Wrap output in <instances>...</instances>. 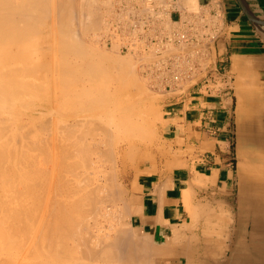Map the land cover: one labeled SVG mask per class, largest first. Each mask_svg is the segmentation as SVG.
<instances>
[{
    "label": "crops",
    "instance_id": "obj_1",
    "mask_svg": "<svg viewBox=\"0 0 264 264\" xmlns=\"http://www.w3.org/2000/svg\"><path fill=\"white\" fill-rule=\"evenodd\" d=\"M243 1L264 13V0ZM171 7L173 21L222 12L228 28L215 43V62L232 73L234 88L213 93L201 81L163 101L160 131L170 153L145 159L127 179L129 226L156 244L177 230L196 241L204 230L226 229L220 241L236 243L237 258L197 254L192 264H264V31L239 0H173Z\"/></svg>",
    "mask_w": 264,
    "mask_h": 264
},
{
    "label": "rangeland",
    "instance_id": "obj_2",
    "mask_svg": "<svg viewBox=\"0 0 264 264\" xmlns=\"http://www.w3.org/2000/svg\"><path fill=\"white\" fill-rule=\"evenodd\" d=\"M16 1H17V3H21V2H23V0H13V2L14 3H16ZM44 1H45V3H46V5L48 4V6H47V8H46V6H45V3H44ZM91 1V2H90ZM128 1V2H127ZM136 1L139 3V5H137V3H136ZM48 0V1H46V0H42V5L40 6V7H37V10H39V11H37L36 9H35V13H33V15H34V17H33V19L31 18V19H29V21L31 22L32 20H34V21H36L37 19V16H43V17H41V19H40V17H38V20H37V23L36 24H34V21H32V23H30V22H28V21H24V23H22V22H19L18 20V23L16 22V27L18 26L19 28V30H17V32H15L14 33V35H13V38H11L12 36L10 35V37L8 36V38H7V36L5 37V38H7V39H4V41H2V42H0V57H2V58H4L5 59V61L3 62L2 60H0V82L1 81H5L4 80V78L6 79V81H7V79H8V81L10 82V85H7V83H9V82H1L2 84V88L0 89L1 91H3L2 92V94H0V100H2L0 103V109L2 110L1 111V114L2 115H4V116H6V115H8V113L10 114V113H12V114H10V115H8V116H6L7 118L8 117H11L12 119L15 117V115H17V117H15L13 120H11V122H10V120H9V118L7 119L9 122H10V124L8 123V125L7 126H9V129H8V127L4 130V132L8 129L9 130V132H11V133H7L8 132V130H7V132H3V129L2 130H0V135H2V136H0V142H5V141H8V139H10L12 142V144H11V146H12V149L14 148V146L16 147V148H14L15 149V152H14V154L15 155H17V157H20L21 158V156H22V152L24 153L26 150H28V149H25L24 148V144L26 143L27 145V148H28V146H29V150L28 151H26L27 153L29 152V154H26V157H29V156H31V158H30V160L31 159H34V161L36 162L35 163V167H37L38 166V164L39 165H42L41 166V168H45V167H50V165H49V163H48V165H47V159H48V157H51V154H59V150H60V145L59 144H62V140L61 139H63V132H62V113L61 112H65L68 108H73V107H71V106H73L74 104H76L77 102L76 101H80V103L81 104H86L88 101V103L87 104H89V103H91L92 101H90V100H96V96H97V99L99 98V97H101V96H105V95H107V94H109V96H111L110 98H112V99H114L115 97H114V91H113V93L112 92H110V90L115 86L113 83H115L116 81H114L113 80V82H112V76L114 75V72L116 73V74H119V71H121V68L122 69H124V68H128V67H133L132 69L135 71V74H136V76H137V81H139V83H141V85H143V92L141 93V95L142 96H144L143 97V100H142V103H141V106H139L140 108L139 109H141V110H139V112H142L141 114H140V122H139V129L137 130V131H135V132H133L132 133V138H130L129 140H128V145L127 144H125L124 146H122L121 147V150H120V152L122 151V149L124 150V153L123 152H121L123 155V157H122V159H120L118 162H115L113 159L114 158H112V159H109V160H106V159H102L104 162H102L101 164H102V166L98 169L100 172H98V170H97V177L99 178V180H101V183H103V181H106V177H109L110 178V175L112 176V174H113V176H115V177H111L112 179L111 180H109V178H108V181L109 182H111L112 180V184H114V185H110V184H108V185H110V186H108L109 187V189H110V193L111 194H115L116 196H114V195H111V194H109L108 193V191L107 190H109L108 189V187H107V190H105V188L100 192L101 194H103V193H105L104 191H107L106 193H108V198H109V195H111L112 196V199L114 198V197H118V198H116V199H113L114 200V202H112V200H111V198L110 199H108L109 200V202L111 203H107L106 201H107V198H105L106 199V201H101V199H102V197L104 196V195H106V193L104 194V195H101V194H99V195H101L100 197H101V199H100V205H99V210L101 211L99 214H96L95 216H92L91 217V215H90V217H89V215L87 216H84L83 218H84V223L86 222V224H84V223H82V221L81 220H83V218H82V216H81V219L79 218V221H81V222H79L80 224H81V226H80V224H79V231L80 230H82V233L81 234H79V236L82 238V234H85V232H86V235H88L89 234V236L91 237V235H90V233H91V231H92V235H94L97 231H98V233H96V234H100V232H99V229L97 228V227H101V230H102V234H103V232L104 233H106V231L108 232H110V234H109V232L108 233H106V235H108V238L109 237H111V241H113V239H114V241H115V238H114V234L117 232H115V233H113L116 229L119 231L120 229H124L123 231H127V233H129L127 236L128 237H130L131 238V241H132V243H131V246H132V248L134 249V251L132 252V251H128L127 252V249H126V252H127V254H128V258H129V255H131L130 257L131 258H133V259H135V260H132V261H134L133 262V264H143L142 263V259H143V256H145L144 258L145 259H147V264H152L153 262H156V260H157V257H158V255L156 254L157 252H156V249H157V244L155 243V240L153 239V238H151V237H149V236H147L146 235V237H143V236H145V235H143V234H141V233H139L138 231H136V230H133L130 226H129V223H128V219H129V215H130V210H129V206H128V204H127V200H128V190H127V185H126V181H127V179L128 178H130L131 177V173H133L135 170H137L138 169V166L140 165V163L141 162H143L145 159H148V158H153V157H155L156 156V154L158 153V154H162V153H170V150H168L167 148H166V143H165V139L163 138V136H162V133H161V131H160V124H161V122H162V116H163V112H164V104H163V101L164 100H166V99H168L171 95H172V92L171 91H169V88H166L165 87V85L162 83V82H160V80L159 79H157V77H152V74H150L149 73V71L150 70H147L146 69V67L145 68H143L142 66L144 65V63L145 62H151V61H149V59L148 58H150V55H148V56H142V54L141 53H138V52H131V50H127V49H125L124 47H122V46H118V45H110V43H109V41H108V39H107V37H108V35H109V33H110V23H109V19L110 18H112V19H114V20H117V21H120V22H122V24H126L127 22H129L130 21V16H132V15H137L136 13L138 12V10H139V8L141 7V3H143V1H145V0H140V2H139V0ZM110 3V5H109V3ZM136 4H135V3ZM44 3V4H43ZM55 3V4H54ZM122 3H126V5L129 7V9L125 12V11H123V9H121L122 7ZM128 3V4H127ZM64 4V5H63ZM68 4V5H67ZM133 4V5H132ZM66 5V6H65ZM66 8H65V7ZM89 6V7H88ZM97 6V7H96ZM131 6V7H130ZM94 7V8H93ZM106 7V8H105ZM43 8V9H42ZM62 8V9H61ZM93 8V9H92ZM110 10H109V9ZM133 8V9H132ZM137 8V9H136ZM191 8H194V6H191ZM49 10V12L47 11V10ZM64 9V10H63ZM70 9V10H69ZM111 9H112V12H111ZM115 9V10H114ZM58 10H60V11H58ZM88 10H89V12H88ZM93 10V11H92ZM83 11V12H82ZM102 11V12H101ZM37 12L39 13V15L37 14ZM40 12H42L43 13V15L40 13ZM48 12V13H47ZM59 12V13H58ZM90 12L91 13H93V14H90ZM104 12V13H103ZM132 12V13H131ZM47 13V14H46ZM55 13V14H54ZM69 13H70V15H69ZM82 13V14H81ZM85 15H84V14ZM128 13V14H127ZM134 13V14H133ZM54 14V15H53ZM62 14V15H61ZM65 14H67V15H65ZM77 14V15H76ZM124 14V15H123ZM262 14V13H261ZM48 15V16H47ZM63 15H65V16H63ZM92 15V16H91ZM262 15H264V13L262 14ZM47 17V18H45V17ZM60 16H63L64 18H63V23H64V25L62 24V21H61V18H60ZM71 16V17H70ZM50 17V18H49ZM59 17V18H58ZM68 17H69V19H68ZM90 17H92V19L90 18ZM122 18V19H121ZM129 18V19H128ZM36 19V20H35ZM43 19V20H42ZM68 19V20H67ZM88 19V20H87ZM94 19V20H93ZM55 20V21H54ZM57 20L59 21L58 23H56L57 22ZM83 20H85V21H83ZM104 20V21H103ZM126 20V21H125ZM39 21V22H38ZM45 21V22H44ZM91 21H93L92 23H95V24H92L93 25V27H91V24H90V27L87 29V30H84V32H82L83 31V29L85 28V26L84 25H86V24H89ZM98 21V22H97ZM55 22V23H54ZM97 22V23H96ZM101 22V23H100ZM107 22V23H106ZM20 23V24H19ZM44 23V24H43ZM60 23V24H59ZM68 23V25H66V24ZM17 24H19V25H17ZM26 24V25H25ZM29 24H30V27H29ZM31 24L32 25H34V27L33 26H31ZM53 24L56 26V27H54L53 26ZM80 24V25H79ZM101 24V27L99 26ZM22 25H24V26H22ZM58 25H60V27L58 26ZM62 25H63V29H62ZM73 25V26H72ZM94 25H96V26H94ZM20 26H22L23 27V30H24V28L26 29V30H22V31H20V29H22V27H20ZM50 26V27H49ZM51 26H53V28L51 27ZM58 27H59V29H58ZM70 29H69V28ZM80 27H81V29H82V31H81V29H80ZM84 27V28H83ZM37 28H39V29H37ZM65 28V29H64ZM68 28V30L69 31H67L66 29ZM100 28V29H99ZM31 31H30V30ZM44 29V30H43ZM51 29H52V31H51ZM72 29H73V31H72ZM86 29V28H85ZM32 30H33V32H32ZM63 30H65V31H63ZM71 30V31H70ZM20 31V32H19ZM27 31V32H26ZM38 32V34H37V32ZM58 31H59V33H58ZM80 31V32H79ZM34 32H36V33H34ZM43 32V33H42ZM53 32V33H52ZM55 32H57V33H55ZM64 32V33H63ZM21 33V36L22 35H28L29 36V33L30 34H32V35H30V36H32L33 38H31L30 36H29V40L28 39H26L27 38V36H25V38L23 39V38H18L16 41L18 42H15V38H16V36L18 35V37H20L19 36V34ZM23 33V34H22ZM62 33V35H60ZM83 33V34H82ZM15 34H16V36H15ZM51 34H53L52 35V37H51ZM59 34V35H58ZM65 34H68V36L67 35H65ZM73 34V35H72ZM85 34V35H84ZM101 34V35H100ZM35 35V36H34ZM43 35H48L49 36V39L47 40V41H43V40H41V37L43 36ZM80 35V36H79ZM100 35V36H99ZM103 35V36H102ZM15 36V37H14ZM55 36V37H54ZM58 36V37H57ZM60 36H62V37H60ZM96 36V37H95ZM24 37V36H23ZM76 37V38H75ZM81 37V38H80ZM31 38V39H30ZM60 38H62L61 40H60ZM63 38H64V41L65 42H62L63 41ZM9 39H12V42H10L9 41ZM54 39V40H53ZM67 39V40H66ZM80 39V40H79ZM81 39H83V40H81ZM79 41V42H78ZM95 41V42H94ZM103 41V42H102ZM9 42V43H8ZM68 43L69 45L68 46H70L71 48H73L74 49V47H73V44L75 45V51H78V50H80L81 48H79L80 46H82L83 45V43H84V47L83 48H86L87 49V52L89 51V52H91L90 54H89V52H88V54L89 55H91V59H88L87 58V62L85 61L86 59L84 58H82V56H81V58L79 57H77L76 59H78V65H80V69H77V71L79 70V72H78V75H79V77H81L80 79H82V80H79V85L77 84V85H72L71 87L73 88V91H72V88H71V92H69V94H67V95H60L59 97H54V94L55 93H59L61 90H62V87H64L65 88V85H66V83H67V81H64L63 79H61V78H59L60 77V75L61 74H57V73H60V72H55V71H53V72H49L50 74H47V75H49V76H47V75H40V71H39V73L38 72H36L37 70H35V71H28V69H27V71L25 70V66H27V68L29 67V68H32L33 66H34V64H33V62H32V59L33 58H36L37 56H39L41 53H43L42 51H45V52H47V55H49V58H48V60H50L51 61V59H56L57 60V58H60V57H62V55H65V54H67V53H70L71 52V54L72 53H75V51L73 50V49H71L70 47L69 48H67V46L65 47L66 48V51H67V49H71L70 50V52L69 51H65L64 49H63V51H62V46H63V43H64V45H66L65 43ZM17 43V45L15 46V44ZM53 43V44H52ZM73 43V44H72ZM62 44V45H61ZM71 44V45H70ZM25 45V46H24ZM41 45H43V46H41ZM49 45V46H48ZM77 45H78V50H76V47H77ZM37 46H38V48H37ZM42 47V50H40V48ZM55 46V47H54ZM57 46H59V47H57ZM40 47V48H39ZM43 47H46V48H43ZM49 47V48H48ZM61 47V48H60ZM176 46H172L171 48H175ZM25 48V49H24ZM55 48V49H54ZM59 48V49H58ZM19 49H20V51H19ZM177 49V48H176ZM72 50L74 51V52H72ZM66 52L65 54L63 53V52ZM21 53V54H20ZM63 53V54H62ZM87 54V55H88ZM21 55V56H20ZM74 55V54H73ZM92 56H94V58H92ZM7 57H9V58H7ZM17 57H18V59H17ZM144 58V59H143ZM7 59H8V62H7ZM14 59H16V60H14ZM20 59V60H19ZM82 59H83V62L85 61V65H83L82 63ZM93 59V60H92ZM95 59L97 60V61H100L99 63L100 64H98L97 63V61H95ZM92 60V61H95L96 63H97V65H95V62H94V65L92 64L91 66L90 65H88V64H90V61ZM105 62V63H104ZM7 64V65H4V64ZM81 63V64H80ZM119 63V64H118ZM87 64V65H86ZM111 66H110V65ZM120 64H123V65H120ZM2 65L4 66V68L2 69ZM82 65L85 67L86 66V68L89 66L90 67V69L89 68H87V71H85L84 69H86V68H83L82 69ZM116 65V66H115ZM94 66H96V67H94ZM98 66H100V67H98ZM101 66H103V67H101ZM108 66V70L107 69H105L106 67ZM110 66V67H109ZM114 66L116 67V68H114ZM122 66H125V67H122ZM17 67H19V68H17ZM93 67L94 68H100L99 69V72H101V73H103L102 74V76H95L96 74H98V75H100L101 73H99L98 71H97V69H94V70H92L93 69ZM105 67V68H104ZM15 68V69H14ZM23 68V70H21V72H20V69H22ZM9 69H11V71H8ZM12 69H14V70H16V71H13ZM19 69V70H18ZM91 71V73L92 74H89V70ZM102 69V70H101ZM110 69H112L111 71H110ZM119 70V71H117L116 72V70ZM7 70V72L5 73L7 76H2L1 75V73H4V71H6ZM101 70V71H100ZM107 70V72H108V74L106 75V76H104L106 73L105 72H103V71H106ZM19 71V73L18 74H16L17 72ZM25 71L28 73H25ZM80 71H82V73L84 72L86 75L88 74V76L89 75H91L92 77H95V78H92L91 79V77L89 78L88 76H85V77H82L83 75H85L84 73H83V75H81L82 73H80ZM10 72H12V73H14L15 75H17V77L16 76H14L12 73H10ZM30 72H32V74H30ZM86 72H88V73H86ZM94 72V73H93ZM95 72H98V73H95ZM8 73V74H7ZM10 73V74H9ZM20 73H22V74H20ZM5 74H3V75H5ZM11 74L13 75L12 77H11ZM110 74V75H109ZM8 75H10V76H8ZM40 75V76H39ZM109 75V76H108ZM112 75V76H111ZM229 75H232V73L230 74L229 73ZM28 76V77H27ZM3 77V78H2ZM8 77V78H7ZM26 77V78H25ZM70 77V76H69ZM89 79H88V78ZM101 77H103V78H101ZM105 77H107V79H109V81H111V83L110 82H108V80L107 79H105ZM109 77V78H108ZM20 80V83H19V80ZM84 78V79H83ZM86 78V79H85ZM100 78L101 79H104V80H107V82H105L104 80V82L105 83H103V81L101 82L100 81ZM111 78V79H110ZM61 79V80H60ZM66 80H68L67 78H65ZM99 81H98V80ZM162 79V78H161ZM16 80H18V81H16ZM63 80V81H62ZM93 80V81H92ZM13 81H15L14 82V84L12 83ZM70 81H71V77H70ZM95 81V82H94ZM163 81V80H162ZM16 82H18V83H16ZM21 82H22V84H21ZM23 82H24V84H23ZM25 82H27V84L25 83ZM65 84L64 86H62V84L63 83ZM97 82V83H96ZM100 82V83H99ZM4 83H6V84H4ZM30 83V84H29ZM4 84V85H3ZM15 84H17V86H19L20 84H21V86H19L20 87V89L16 86V87H14L15 86ZM19 84V85H18ZM97 84H100V85H98L97 86ZM114 86H113V85ZM85 85V86H84ZM107 85V86H106ZM108 85H110V86H108ZM232 85H233V88H234V83H233V79H232ZM7 86H9L8 88H10L11 90H9L8 88H7ZM11 86V87H10ZM24 86H26L27 88H23ZM31 86V87H30ZM87 86V87H86ZM101 86V87H100ZM98 87V88H97ZM102 87H107V88H104V90L106 89H108L109 87V92H107L106 90L104 91L103 89H102ZM112 87V88H111ZM162 87V88H161ZM5 88V89H4ZM29 88H30V90H29ZM99 88L101 89V90H99ZM3 89V90H2ZM9 91H8V90ZM15 89H17V91L14 90ZM26 89V90H25ZM31 89H33V91L31 90ZM79 89V91H77ZM85 89L87 90V91H85ZM90 89L92 90V91H90ZM21 90H24V92H26L25 94H21L20 92H23V91H21ZM60 90V91H59ZM84 90V91H83ZM93 90H95V92L93 91ZM96 90H98V91H96ZM104 92H103V91ZM6 91V92H5ZM20 91V92H19ZM27 91H30V92H28L27 93ZM38 91V92H37ZM84 93H86V94H88V95H86V96H84V94H83V92ZM102 91V92H101ZM32 92V93H31ZM37 92V93H36ZM77 92L79 93L77 96H75L76 94H77ZM94 92V93H93ZM97 92H98V94H97ZM101 92V93H100ZM107 92V93H106ZM81 93V94H80ZM91 93H93V95H95V96H93ZM96 93V94H95ZM104 93V94H103ZM146 93V94H145ZM153 93V94H152ZM156 93V94H155ZM3 94H5L4 96H3V98L4 99H6V100H3V98H2V95ZM9 94V95H8ZM10 94H11V96H13L12 98H8V97H6V95L7 96H9V97H11L10 96ZM27 94V95H26ZM83 94V97L81 96ZM100 94V95H99ZM116 94V93H115ZM90 95V96H89ZM93 97H92V96ZM22 97V98H21ZM82 97V98H81ZM2 98V99H1ZM54 98V99H53ZM75 98H77L76 99V101H74V99ZM79 98V99H78ZM22 99L24 100L23 101V103L21 104V101H22ZM62 99V100H61ZM9 100H11L10 101V104H9ZM21 100V101H20ZM82 100H83V102H82ZM6 101V102H5ZM12 101H13V103H12ZM17 101V102H16ZM52 101V102H51ZM62 101V102H61ZM19 102V103H18ZM74 102H76V103H74ZM80 103H79V107H80ZM6 104V105H5ZM17 104V105H16ZM19 104V105H18ZM47 105L48 106V108H45V109H43V106L40 108V109H36V107L37 106H39V105ZM52 104V105H51ZM61 104V105H60ZM3 105V106H2ZM10 105V106H9ZM22 105H23V107H22ZM5 106V107H4ZM31 106V107H30ZM56 106V107H55ZM25 107V108H24ZM55 107V108H54ZM60 107V108H59ZM3 108H4V111H3ZM7 108H9L10 109V111H12V112H9V110L7 111L6 109ZM16 108H17V110H18V112L16 111ZM24 108V109H23ZM33 108H35L34 110H33ZM53 108V109H52ZM13 109V110H12ZM36 110V111H35ZM81 109H79V111H80ZM14 112H17V113H15V115H13L14 114ZM20 112V113H19ZM68 112H69V110H68ZM4 113V114H3ZM6 113V114H5ZM29 113V114H28ZM28 116V117H27ZM5 118V117H4ZM36 118V119H35ZM48 120V121H47ZM59 120H60V123H59ZM13 121V122H12ZM16 121V122H15ZM29 121H31V122H29ZM15 122V123H14ZM24 122V123H23ZM28 122V123H27ZM40 122V123H39ZM44 122V123H43ZM57 122V123H56ZM49 123V124H48ZM144 123V124H143ZM20 124V125H19ZM11 125V126H10ZM13 125V126H12ZM15 125V126H14ZM60 126V127H59ZM143 126V127H142ZM41 127V128H40ZM43 127V128H42ZM59 127V128H58ZM28 128V129H27ZM42 129V130H40V129ZM35 129V130H34ZM48 129V130H47ZM53 129V130H52ZM16 132H15V131ZM45 130V131H44ZM47 130V131H46ZM61 130V131H60ZM26 131H28V132H26ZM37 131V132H36ZM41 131V132H40ZM43 131V132H42ZM1 132H3V133H1ZM13 132H15V135H16V139H15V137H14V134H13ZM35 132V133H34ZM51 132V133H50ZM24 133H25V135H24ZM28 133V134H27ZM37 133V134H36ZM43 133H44V135H43ZM3 134H4V137H3ZM13 135L12 136V138L14 137V139H15V141H14V139H11V138H8L9 136H11V135ZM30 134V135H29ZM6 135H9V136H7L6 137ZM29 135V136H28ZM39 135V136H38ZM50 135V136H49ZM26 136H27V138H26ZM43 136H44V138H43ZM48 136V137H47ZM58 136H59V138H58ZM38 137V138H37ZM4 138H8L7 140L5 139V140H2V139H4ZM26 138V139H25ZM50 138V139H49ZM36 139V140H35ZM42 139V140H41ZM52 139H53V141H52ZM60 139V140H59ZM2 140V141H1ZM35 140V141H34ZM38 140V141H37ZM48 140V141H47ZM32 141V142H31ZM37 141V142H36ZM42 141H44V142H42ZM50 141H51V143H50ZM57 141V142H56ZM28 142H30V144L28 143ZM53 142V143H52ZM55 142H56V145H55ZM58 142H60V143H58ZM6 143V142H5ZM31 143H33L34 144V146H33V144H31ZM36 143V144H35ZM44 143V144H43ZM48 143H50V144H48ZM58 143V144H57ZM116 143H117V145H116ZM6 144H8V147L10 146L9 145V141L6 143ZM14 144V145H13ZM43 144V145H42ZM45 144H46V146H47V149H46V147H44L45 146ZM118 144H120L119 143V140H117V141H115V148H117V147H119V145ZM130 144H132L131 146H130ZM23 145V146H22ZM35 145H36V147H35ZM38 145H40V146H38ZM59 145V146H58ZM11 146L9 147V149L11 148ZM21 146V147H20ZM38 146V147H37ZM43 148H45V150L44 151H42L41 150V148L42 147ZM51 146L53 147V150H52V148H51ZM117 146V147H116ZM19 149H18V148ZM31 147V148H30ZM32 147H33V150H31L32 149ZM34 147L36 148V150L34 149ZM54 147H56V149L54 148ZM20 148H23L22 150H25V151H22V150H20ZM38 148H39V150H38ZM58 148V149H57ZM132 149V153H131V149ZM12 149H10V150H12ZM126 149H128V151L126 150ZM17 150H20V153L19 154H17L18 153V151ZM41 150V151H40ZM48 150V151H47ZM118 152H119V150H118V148L116 149ZM135 150V151H134ZM14 150H12V152H13ZM16 151H17V153H16ZM22 151V152H21ZM46 151V152H45ZM55 151V152H54ZM25 152V153H26ZM54 152V153H53ZM32 153V154H31ZM40 155H38V154ZM47 153V154H46ZM49 153V154H48ZM51 153V154H50ZM42 154V155H41ZM45 154V155H44ZM14 155V156H15ZM23 155H25V154H23ZM27 155H29V156H27ZM49 155V156H48ZM38 156V157H37ZM17 157H13L12 158V162H14L15 163V165H17L16 163V158ZM23 157V156H22ZM36 157V158H35ZM45 157H46V160H45ZM95 157V155H93L92 156V159ZM19 158V159H20ZM27 160H28V158H26ZM41 159V160H40ZM43 159V160H42ZM18 160V159H17ZM23 160V164H25V162L27 161V160H25V156L20 160V162ZM25 160V161H24ZM30 160H28V163H33V161L32 162H30ZM113 160V161H112ZM45 162V163H42V162ZM19 162V161H18ZM39 162V163H38ZM8 163V162H7ZM10 163V162H9ZM22 163V162H21ZM21 163H19V167L17 166V170H18V172H15V173H17V175L16 174H13V173H11V176H9L7 179L8 180H10V181H7L6 180V183H4L5 181V178H3V177H0V192L1 191H4V190H2L3 188H2V186L4 185L7 189H6V191L8 190L9 192H6V191H4V192H1L0 194V198L1 199H3L4 200V196H6V197H13V198H7L6 199V197H5V199L6 200H4V201H10V202H12V203H14L15 205H16V207H15V205L13 204V206H12V204H10L9 205V209H10V206H12L14 209H16V210H20V209H18V207H20L21 208V210L20 211H23L22 209L23 208H25L26 206H27V204L26 203H28V206H29V208H28V210H26L27 208H25V211H24V213L23 212H20V213H23L24 215H22V214H20V215H22L23 217H27L26 216V213H28V211H30L31 212V210L33 209L32 208V206L34 205V203H36V206L39 204V202H38V200H39V197H41L42 195H41V193H42V191H43V189H42V187L44 186V185H46V184H44L45 182L42 180V179H39V181L41 182H43V185L41 186V189H40V185H38V187H35V186H37L36 184H35V182L36 181H32L30 178H32V177H34L33 178V180H36L37 178H41V174L39 173V172H41V168H40V166H38V168H35L33 165V167L37 170V169H39L40 168V170H37V171H35L34 172V168L33 169H30V167H32L30 164V166L28 165H24V167H23V165L21 164ZM41 163V164H40ZM104 164V165H103ZM47 165V166H46ZM22 166V167H21ZM26 166V167H25ZM29 167V169L33 172V174H35L36 173V175H30V173L31 172H29L30 170L28 169L27 171H26V169L25 168H28ZM48 167V168H49ZM21 168V169H20ZM22 168H24L25 169V171H26V173L27 172H29V174L28 175H30V178L29 177H26L27 176V174L25 175V174H23V173H21L20 174V171L22 170ZM50 168H52V165H51V167ZM20 169V170H19ZM104 169H105V171H104ZM101 170H102V172H101ZM111 170V171H110ZM39 171V172H38ZM22 172H23V170H22ZM37 172H38V176H37ZM106 172H107V174H106ZM110 172V173H109ZM102 173V174H101ZM105 173V174H104ZM12 174L13 175H16L15 177H20L19 179H18V177H17V179H18V181H19V187H17V189H16V186H17V183H16V181L14 182L13 180H15L14 178H13V176H12ZM22 174H23V176H22ZM32 174V173H31ZM39 174H40V176H39ZM105 175V176H104ZM32 176V177H31ZM91 176H92V174H91ZM10 177H12V178H10ZM26 177V178H25ZM37 177V178H36ZM36 178V179H35ZM113 178H115V179H113ZM4 179V180H3ZM21 180L24 182V183H26V182H30V183H34L33 185H34V187L35 188H37V190H40V191H37V192H33L32 191V184H31V186H29L30 184L29 183H26V185L27 184H29V185H27L28 186V191H29V188H30V190H31V192L33 193V194H30V192H29V194H30V197H27L26 195H24V197H27V198H24L23 199V194H22V196H21V198H20V195H21V190L23 191V190H26L25 189V187H21V186H23V184L21 183ZM26 182H25V181ZM28 180V181H27ZM30 180V181H29ZM3 181V182H2ZM13 181V182H12ZM17 181V182H18ZM39 181H37V184H42V183H39ZM115 181V182H114ZM12 182V183H11ZM4 183V184H3ZM7 183H10V184H12V186H9V184H7ZM14 183V184H13ZM16 183V184H15ZM22 184V185H21ZM49 185H50V183H48ZM8 187H7V186ZM15 187H14V186ZM21 185V186H20ZM24 186H25V184H24ZM113 188H112V187ZM11 187V188H10ZM13 187V188H12ZM45 187V186H44ZM47 187V188H46ZM46 193L48 194V192H49V186L48 185H46ZM113 189V191L111 190V188ZM115 187V188H114ZM9 188V189H8ZM21 190H20V189ZM119 188V189H118ZM14 189V192L15 193H17V195H19V193H20V195H19V201L20 202H26L25 204H26V206H25V204H24V206H23V204L22 203H20V202H18V204L20 205H18V207H17V200H18V197H17V195L15 196V195H13V194H15V193H11V190H13ZM16 189V190H15ZM19 189V190H18ZM118 189V190H117ZM16 191H19V192H16ZM27 191V192H28ZM13 192V191H12ZM25 193H26V191H24ZM40 192V193H39ZM44 192V191H43ZM4 193V194H3ZM10 193V194H9ZM38 193V194H37ZM26 194H28V193H26ZM29 194H28V196H29ZM36 194V195H35ZM43 194V193H42ZM47 194H45V192H44V194H43V199H41L40 200V202L43 200H45L46 199V197H48V195ZM4 195V196H3ZM11 195V196H10ZM40 195V196H39ZM45 195H47V196H45ZM2 196V197H1ZM35 197V202H34V197ZM37 196H39V197H37ZM107 196V195H106ZM105 196V197H106ZM110 196V197H111ZM36 197H37V199H36ZM45 197V198H44ZM17 198V199H16ZM0 199V200H1ZM23 199V200H22ZM27 199V200H26ZM30 199V200H29ZM16 200V201H15ZM25 200V201H24ZM29 200V201H28ZM37 200V201H36ZM118 200H119V202H118ZM32 201L34 202V203H32ZM43 201L41 202V203H43ZM103 202V203H102ZM104 202L107 204H104ZM33 205H32V204ZM123 203V204H122ZM102 204H104V205H102ZM109 204V205H108ZM43 205L44 204H41L40 205V207H42L43 209L45 208V207H43ZM106 205V207H108L109 206V208H111L110 210H109V212L107 213V214H105L104 215V217H101V215H103V214H101V213H103L104 211H105V208L106 207H104ZM22 206H23V208H22ZM27 206V207H28ZM6 206H4V207H0V215L2 216L3 214H4V212L6 213L7 211H9V209H8V206L5 208ZM39 207V205L37 206V210H36V207L34 206V211H32L33 213H32V215H34V217H35V215H36V212L38 213V212H40V211H42L41 209L42 208H40ZM2 208V209H1ZM32 208V209H31ZM101 208V209H100ZM8 209V210H7ZM29 209H31V210H29ZM40 209V210H39ZM112 209H113V211H112ZM3 210V211H2ZM39 210V211H38ZM2 212V213H1ZM29 212V213H30ZM43 213H44V210L41 212V214H42V216H43ZM115 213V214H114ZM39 214V215H38ZM37 215L38 216H41L40 215V213H38ZM31 215V216H32ZM36 215V217H38ZM110 215V216H109ZM0 216V217H1ZM22 216H20V221H22V220H24L25 218H22ZM42 216H41V219H42ZM109 218H108V217ZM89 217V218H88ZM97 217H100V218H97ZM105 217H107V219H105ZM88 218V220H86L85 221V219H87ZM102 218H103V220H102ZM31 219V225L30 226H32L31 227V232L28 230V229H30V228H28V227H30L29 226V224H30V220H28V226H27V232H25L24 231V233H20L21 231H20V229H22L23 227V225H22V222H21V225L19 226L18 225V221H16L15 222V230L18 232V234H17V232H14V234H15V238H14V243L13 244H11V248H12V246H14V248L13 249H10V250H2V252L3 253H1V246H2V244H3V240H2V235H1V233H2V231L4 230V229H2V228H0V237H1V240H0V253L2 254V257H0V264H9L10 262V264H15V261H16V263L18 264H57V263H59V264H77V263H79V260H81L80 262V264H99V263H104L105 261L107 262H105L104 264H122V262H123V264H125L126 262H125V260L124 259H119L118 260V256L120 255L119 253H120V251H118V248H116L117 250H115V248H114V251H115V254H116V257H113L114 255H111L110 256V254L108 253V256H106V257H102L100 260H98V259H94V257H90L91 259L89 260V256L86 258V256L84 255V254H82L81 255V253L79 252V254H73V253H71L72 254V256H73V258H72V256L71 255H69V257L70 258H67L66 256L64 257V258H66L65 260L66 261H64V263H63V261H61V262H58V261H56V260H53V259H51L52 257H51V255L49 254V250H47V252L46 251H44V249L43 250H41L42 248H43V246L45 247V248H47L46 246H45V242L46 241H44V240H46V234H44V233H42V232H45V228H46V226H44V230H43V228H42V225L40 226V224H42L40 221H42L41 219H40V221H37L39 218H37V219H34L33 217L32 218H30ZM34 219V220H33ZM43 219H44V216H43ZM89 219H92V220H89ZM101 219V220H100ZM35 220L37 221V222H39V223H34L35 222ZM94 220V221H93ZM44 221V220H43ZM42 221V222H43ZM93 221V222H92ZM96 221H97V225L95 226V224H96ZM99 221L101 222V223H99ZM33 222V223H32ZM87 222H89V223H87ZM17 223V224H16ZM23 223H24V221H23ZM43 223H45V222H43ZM91 223V224H90ZM98 223H99V225H98ZM19 224H20V222H19ZM32 224H35L36 225V227L39 225L41 228H42V230L41 229H39V230H41V234H43L42 236H43V238H44V236H45V238H44V240H40L41 241V243H42V247L41 246H39L40 247V249H39V247L37 246V248L39 249V251H38V249L34 246L35 244H37V245H39L40 243H38L37 241H39V240H36L38 237H39V234L40 233H38V231L39 230H36V229H38V227L36 228V229H34V227L33 226H35V225H32ZM89 224H90V227H89ZM94 224V225H93ZM104 224V225H103ZM121 224V225H120ZM45 225V224H44ZM82 225L83 226H85V227H83L82 229H81V227H82ZM100 225H102V226H100ZM18 226H19V228H18ZM108 226V227H107ZM110 226H114L113 228H112V230L110 229L111 227ZM22 227V228H21ZM102 227H103V229H102ZM119 229H118V228ZM91 229V230H89V229ZM115 228V229H114ZM131 228V229H130ZM18 229V230H17ZM34 229V230H33ZM87 230V231H90V233H88L87 231H85V230ZM98 229V230H97ZM2 230V231H1ZM24 230V229H23ZM23 230H22V232H23ZM83 230L85 231V232H83ZM95 230V231H94ZM97 230V231H96ZM105 230V231H104ZM122 230H120V231H122ZM131 230V231H130ZM36 231H37V233H38V237L36 236V237H34L35 235L34 234H37L36 233ZM29 232V233H28ZM40 232V231H39ZM218 230L217 229H215V230H213V232H211V233H213V236H214V234H218ZM21 235H20V234ZM27 233L29 234V235H27ZM80 233V232H79ZM203 233H204V236L202 237V239H203V241H205L209 236V234H210V232H205V230L203 231ZM23 234H25V235H27V237L25 238V237H23ZM95 234V235H96ZM112 234V235H111ZM131 234L132 235H135V236H131ZM34 235V236H33ZM85 235V236H86ZM109 235H111V236H109ZM113 236V237H112ZM139 236V237H138ZM18 237V238H17ZM29 237V242H28V240L26 241V239ZM32 237H33V239H32ZM88 237V236H87ZM87 237H85V241H86V243H93V242H90L91 240H89V242H87ZM93 237V236H92ZM95 237V236H94ZM93 237V238H94ZM135 237V238H134ZM23 238V239H22ZM35 238V239H34ZM93 238H88V239H93ZM113 238V239H112ZM145 238V240H143ZM150 238V239H149ZM19 239V241L17 242L16 240H18ZM21 239V240H20ZM39 239H42V238H39ZM152 239V240H151ZM24 240V241H23ZM37 242H35V241ZM107 240H110V238L109 239H107V236H106V238H105V242H107L108 244L109 243H111L110 241H107ZM135 240H137V241H135ZM139 240V241H138ZM148 240V241H147ZM151 240V241H150ZM39 241V242H40ZM83 240H81V242H82ZM113 241V244H115V242ZM145 241V242H144ZM149 241H150V243L153 241V244L152 245H150L149 244ZM26 242V243H25ZM28 242V243H27ZM168 243H169V246H170V244H172V242L173 241H171V238H169V240L167 241ZM15 243H16V245H15ZM19 243V244H18ZM34 243V244H33ZM83 243V242H82ZM26 244V245H25ZM84 244H85V242H84ZM88 244V245H89ZM142 244V245H141ZM145 244H146V246H145ZM47 245V244H46ZM138 245V246H137ZM157 245V246H156ZM16 246H18L17 248H19V249H17L16 248ZM20 246V247H19ZM116 246V245H115ZM134 246V247H133ZM145 246V247H144ZM150 246H152V247H150ZM29 247V248H28ZM36 248V249H34V248ZM141 247V248H140ZM143 247V248H142ZM150 247V248H149ZM15 248H16V250H15ZM21 248V249H20ZM137 248H139V250L141 251L142 250V252H140ZM34 249V250H33ZM48 249V248H47ZM123 249V248H122ZM137 249V250H136ZM148 249L150 250V251H148ZM46 250V249H45ZM135 250H136V252H135ZM145 250V251H144ZM158 250V249H157ZM33 251H35L36 253H38L37 255H36V253L35 252H33ZM41 251V252H40ZM119 253H118V252ZM152 251V253H150ZM159 251V250H158ZM122 252H123V250H122ZM14 253V254H13ZM18 253V254H17ZM114 253V252H113ZM133 253V254H132ZM144 253V254H143ZM148 253H150V254H148ZM1 254H0V256H1ZM6 254H9V255H6ZM23 254V255H22ZM34 254L36 255V256H34ZM136 254H137V256H136ZM141 254V255H140ZM143 254V255H142ZM156 254V255H155ZM12 255H13V257H12ZM33 255V256H32ZM45 255V256H44ZM136 257H135V256ZM6 258H5V257ZM8 256H11V257H8ZM78 256H80V257H82V256H85V257H82L83 259L84 258H86V259H88V261L86 260H83L82 258H80V257H78V258H80L79 260H77L78 258L77 257ZM147 256V257H146ZM149 256V257H148ZM74 257H75V259H74ZM113 259H112V258ZM122 257V256H121ZM135 257V258H134ZM8 258V260H5V259H7ZM10 258V259H9ZM12 258V259H11ZM93 258V259H92ZM111 258V259H110ZM116 260H115V259ZM119 258H120V256H119ZM123 258V257H122ZM138 258V259H137ZM148 258H149V260H148ZM156 258V259H155ZM102 259H103V261L104 262H101L102 261ZM107 259H110V261L109 260H107ZM137 259V260H136ZM144 259V260H145ZM40 260V261H39ZM42 260V261H41ZM92 260H93V263H92ZM113 262H112V261ZM122 260H124V261H122ZM171 259H169V258H165V262L168 264V261L170 262V263H172V261H174L175 262V260L176 259H172L171 261H170ZM4 261H6V262H4ZM54 261V262H53ZM78 261V262H77ZM85 261V262H84ZM99 263H98V262ZM118 263H117V262ZM120 261V262H119ZM122 261V262H121ZM149 261H152V262H149ZM1 262H3V263H1ZM14 262V263H13ZM36 262V263H35ZM84 262V263H83ZM96 262V263H95ZM125 262V263H124ZM138 262V263H137Z\"/></svg>",
    "mask_w": 264,
    "mask_h": 264
},
{
    "label": "bare ground",
    "instance_id": "obj_3",
    "mask_svg": "<svg viewBox=\"0 0 264 264\" xmlns=\"http://www.w3.org/2000/svg\"><path fill=\"white\" fill-rule=\"evenodd\" d=\"M19 1V0H18ZM46 1H48V0H46ZM66 1V0H65ZM105 1V0H104ZM110 1V0H109ZM124 1V0H123ZM136 1V0H135ZM91 2V1H90ZM128 2V1H127ZM139 2H140V0H139ZM44 3H45V1H44ZM43 3V4H44ZM47 3V2H46ZM46 3H45V6H46V8H47V6H48V4L46 5ZM109 3V2H108ZM135 3V2H134ZM136 3H137V5H139V3L136 1ZM135 3V4H136ZM141 3V2H140ZM145 1H143V3H141V7L139 8V10H138V12L136 13L137 15L138 14H142V13H145V12H147L148 11V9H147V7L145 6ZM55 4V3H54ZM128 4V3H127ZM190 4V3H189ZM42 5V0H23V2H19V3H17V1H16V3H14L13 2V0H0V42H2V41H4V39H7L8 38V36L10 37V35L12 36L11 38H13V35H14V33L15 32H17V30H19L18 28V26L16 27L15 25H16V22L18 23V21L19 22H22V23H24V21L26 22V21H28V22H30L29 21V19H33V17H34V15H33V13H35L34 11H35V9L37 10V7H40ZM64 5V4H63ZM68 5V4H67ZM109 5H110V3H109ZM133 5V4H132ZM66 6V5H65ZM64 6V7H65ZM140 6V5H139ZM196 6V5H195ZM89 7V6H88ZM97 7V6H96ZM122 7V6H121ZM131 7V6H130ZM184 7V6H183ZM66 8V7H65ZM94 8V7H93ZM92 8V9H93ZM106 8V7H105ZM188 8V7H187ZM190 8V7H189ZM43 9V8H42ZM62 9V8H61ZM109 9V8H108ZM122 9V8H121ZM128 9H129V7H128ZM133 9V8H132ZM137 9V8H136ZM40 10V9H39ZM39 10H37V11H39ZM47 10V9H46ZM64 10V9H63ZM70 10V9H69ZM110 10V9H109ZM115 10V9H114ZM48 12H49V10H47ZM58 11H60V10H58ZM93 11V10H92ZM47 12V13H48ZM83 12V11H82ZM88 12H89V10H88ZM102 12V11H101ZM111 12H112V9H111ZM221 12V11H220ZM42 15H43V13L42 12H40ZM46 13V14H47ZM50 13V12H49ZM59 13V12H58ZM104 13V12H103ZM132 13V12H131ZM37 14L39 15V13L37 12ZM55 14V13H54ZM53 14V15H54ZM82 14V13H81ZM84 14V13H83ZM90 14H93V13H91L90 12ZM128 14V13H127ZM134 14V13H133ZM62 15V14H61ZM65 15H67V14H65ZM65 15H63V16H65ZM69 15H70V13H69ZM77 15V14H76ZM85 15V14H84ZM124 15V14H123ZM48 16V15H47ZM63 16H60V18H61V21H62V24L64 25V23H63ZM92 16V15H91ZM38 17H40V19H41V17H43V16H37V20H38ZM45 17V16H44ZM66 17V16H65ZM71 17V16H70ZM45 18H47V17H45ZM50 18V17H49ZM59 18V17H58ZM91 19H92V17H90ZM35 19V20H36ZM68 19H69V17H68ZM67 19V20H68ZM122 19V18H121ZM129 19V18H128ZM18 20V21H17ZM37 20L36 21H34V20H32V21H34V24H36L37 23ZM43 20V19H42ZM88 20V19H87ZM94 20V19H93ZM32 21L30 22V23H32ZM55 21V20H54ZM60 21V20H59ZM58 20H57V22L56 23H58L59 22ZM83 21H85V20H83ZM104 21V20H103ZM126 21V20H125ZM36 22V23H35ZM39 22V21H38ZM45 22V21H44ZM93 21H91L89 24H86V25H84L85 26V28L83 29V31H82V29H81V27H80V29H81V31L82 32H84V30H87L89 27H90V24L92 23ZM98 22V21H97ZM96 22V23H97ZM55 23V22H54ZM101 23V22H100ZM107 23V22H106ZM222 28H223V26H224V30L222 31V35H223V33H225L226 31H227V28H228V26H227V24H226V21H225V19H224V17H223V15H222ZM20 24V23H19ZM19 24H17V25H19ZM44 24V23H43ZM60 24V23H59ZM66 24V23H65ZM92 24H95V23H92ZM91 24V27H93V25ZM26 25V24H25ZM63 25H62V29H63ZM66 25H68V23L66 24ZM80 25V24H79ZM22 26H24V25H22ZM22 26H20V27H22ZM31 26H33L34 27V25H32L31 24ZM53 26L54 27H56L54 24H53ZM53 26H51L52 28H53ZM59 27H60V25H58ZM73 26V25H72ZM94 26H96V25H94ZM100 27H101V24L99 25ZM259 26H260V28L264 31V22L263 23H260L259 24ZM25 27V26H24ZM29 27H30V24H29ZM50 27V26H49ZM59 27H58V29H59ZM26 28V27H25ZM24 28V30H26ZM69 28V27H68ZM68 28L66 29L67 31H69L68 30ZM37 29H39V28H37ZM65 29V28H64ZM70 29V28H69ZM100 29V28H99ZM23 30V27H22V29H20V31H22ZM23 30V31H24ZM30 30V29H29ZM44 30V29H43ZM19 31V32H20ZM31 31V30H30ZM51 31H52V29H51ZM63 31H65V30H63ZM71 31V30H70ZM72 31H73V29H72ZM27 32V31H26ZM32 32H33V30H32ZM37 32V31H36ZM36 32H34V33H36ZM39 32V31H38ZM38 32H37V34H38ZM66 32V31H65ZM80 32V31H79ZM40 33V32H39ZM43 33V32H42ZM53 33V32H52ZM55 33H57V32H55ZM58 33H59V31H58ZM64 33V32H63ZM67 33V32H66ZM85 33V32H84ZM23 34V33H22ZM33 34V33H32ZM32 34H30L29 33V36L30 35H32ZM41 34V33H40ZM83 34V33H82ZM52 35L53 34H51V37H52ZM59 35V34H58ZM60 35H62V33L60 34ZM65 35H67L68 36V34H65ZM73 35V34H72ZM85 35V34H84ZM101 35V34H100ZM99 35V36H100ZM7 36V38H5ZM15 36H16V34H15ZM14 36V37H15ZM19 36L20 37H18V35L16 36V38H15V42H17L16 40L19 38H25V36H27V38L26 39H28L29 38V36L28 35H22L21 36V33L19 34ZM24 36V37H23ZM35 36V35H34ZM80 36V35H79ZM103 36V35H102ZM31 38H33L32 36H30ZM55 37V36H54ZM58 37V36H57ZM60 37H62V36H60ZM96 37V36H95ZM30 38V39H31ZM76 38V37H75ZM81 38V37H80ZM14 39V38H13ZM49 39V36L48 35H43L42 37H41V40H43V41H47ZM62 38H60V40H61ZM219 39V38H218ZM217 39V40H218ZM29 40V39H28ZM54 40V39H53ZM67 40V39H66ZM80 40V39H79ZM81 40H83V39H81ZM9 41L10 42H12V39H9ZM84 41V40H83ZM62 42H65L64 41V38H63V41ZM79 42V41H78ZM95 42V41H94ZM103 42V41H102ZM9 43V42H8ZM18 43V42H17ZM17 43L15 44V46L17 45ZM53 44V43H52ZM66 45H64V43H63V46H62V51H63V49L67 46V48H69L70 46H68L69 44L66 42L65 43ZM73 44V43H72ZM62 45V44H61ZM71 45V44H70ZM83 45H84V43H83ZM80 46L79 48H81L80 50H78V45H77V47H76V50H78V51H75V45L73 44V47H74V49L73 48H71V49H73L74 51H75V53H72L71 54V52H70V50L71 49H67V51H69L70 53H67V54H65L67 51H66V48L64 49L65 51L63 52L65 55H62V57H60V58H57V60L56 59H51V61L50 60H48V58H49V55H47V52H45V51H42L43 53H41L39 56H37L36 58H33L32 59V62H33V64H34V66L32 67V68H27V66H25L24 68H25V70L27 71V69H28V71L30 70V71H35V70H37L36 72H38L39 73V71L41 72L40 73V75H47V74H50L51 72H53V71H57V72H60V73H57L58 75L59 74H61L60 75V77L59 78H61V79H63L64 81H67V83H66V85L63 83L62 84V86H64L65 85V88L64 87H62V90L59 92V93H55L54 94V97H59L61 94L63 95H67V94H69V92H71V86L72 85H79V80H82V79H80L81 77H79V75H78V72H79V70L77 71V69H80L81 67H80V65H78L79 63H78V59H76L77 57L79 58H81V56H82V58L84 59H86L85 61L87 62V58L88 59H91L90 57H91V55H89L91 52H89V54H88V52H87V49L86 48H83L84 46ZM25 46V45H24ZM41 46H43V45H41ZM40 46V47H41ZM49 46V45H48ZM39 47V48H40ZM55 47V46H54ZM57 47H59V46H57ZM64 47V48H63ZM174 47V46H173ZM37 48H38V46H37ZM43 48H46V47H43ZM49 48V47H48ZM61 48V47H60ZM176 48V47H175ZM25 49V48H24ZM55 49V48H54ZM59 49V48H58ZM40 50H42V47L40 48ZM72 50V52H74ZM19 51H20V49H19ZM62 53V54H63ZM21 54V53H20ZM74 54V55H73ZM88 54V55H87ZM21 56V55H20ZM88 56V57H87ZM7 58H9V57H7ZM92 58H94V56H92ZM3 59V60H2ZM17 59H18V57H17ZM83 59H82V62H83ZM144 59V58H143ZM149 59V58H148ZM0 60H2L3 62L5 61V59L4 58H2V57H0ZM14 60H16V59H14ZM20 60V59H19ZM93 60V59H92ZM91 60V61H92ZM85 61L82 63L83 65H85L84 63H85ZM90 61V60H89ZM90 61V64H88V65H94V62L95 61H97L96 59H95V61H92L91 62ZM6 62V61H5ZM7 62H8V59H7ZM100 61H97V63L98 64H100L99 63ZM92 63V64H91ZM97 63L95 62V65H97ZM105 63V62H104ZM4 64V63H3ZM81 64V63H80ZM119 64V63H118ZM4 65H7V64H4ZM82 65V69L83 68H86V66L84 67ZM87 65V64H86ZM110 65V64H109ZM120 65H123V64H120ZM8 66V65H7ZM111 66V65H110ZM109 66V67H110ZM116 66V65H115ZM114 66V68H116ZM1 67V66H0ZM94 67H96V66H94ZM93 67V69L92 70H94V69H97V71L99 72V69L100 68H94ZM98 67H100V66H98ZM101 67H103V66H101ZM122 67H125V66H122ZM143 67V66H142ZM4 68V66L2 65V69ZM17 68H19V67H17ZM87 68H89L90 69V67L88 66ZM87 68L86 69H84L85 71H87ZM105 68V67H104ZM108 68V66L105 68V69H107ZM133 68V67H132ZM131 67H128V68H124V69H122L121 68V71H119L118 69L116 70V72L117 71H119V74H116L115 72H114V75L112 76V82H113V80L114 81H116L115 83H113L112 85L114 86L111 90L108 88L106 91L107 92H109V90H110V92H112L113 93V91H114V99H112V98H110L111 96H109V94H107V95H105V96H101V97H99L98 99H97V96H96V100L94 101V100H90V101H92L91 103H89V104H81L80 103V101L78 100V101H76V99L77 98H75L74 99V101H76V102H74V103H76V104H74L73 106H71V107H73V108H68L65 112H61L62 113V136H63V139H61L62 140V144H59L58 146L60 147V150H59V154H51V157H48V159H47V165H48V163H49V165H50V167H51V165H52V168H50L49 166V168L48 167H45V168H41V166L42 165H39L38 164V166H40V168H41V172H39L40 174H41V178H35L36 180H33V178L34 177H32V178H30V175H36V173L35 174H33V172L30 170V169H33L36 165H35V163L37 162H35L34 161V159H31L30 160V158H31V156H29V155H27V156H29V157H26V154H29V152L27 153L26 151H28L29 150V146H28V148H27V142L24 144V148L25 149H28V150H22L23 148H20V150H22V151H25L24 153L22 152V156L24 157L25 156V160H27L26 158H28V160H30V162H32L33 161V163H28V160L25 162V164L28 166L29 164L32 166V167H30V169H29V167L28 168H25L26 169V171L29 169L30 171L29 172H31L30 173V175H28L29 174V172H27L26 173V171H25V169L24 168H22V170H23V172H22V170L20 171V174L21 173H23V174H27V176L26 177H29L32 181H36L35 182V184L37 185V186H35V187H38V185H40V189H41V186L43 185V182L41 181H39V179H42L45 183L44 184H46V185H48L49 186V192H48V194L46 193V191L48 190H46V185H44L43 187H42V189H43V191L45 192V194H47L48 195V197H46V199L43 201V203H41L40 202V200L41 199H43L42 197H43V194H44V192L42 191V193H41V197H39V196H37V197H39V200L37 199V197H36V199L38 200V202H39V207H40V205L41 204H44L43 205V207H45L44 209L42 208V207H40V208H42L41 210L43 211L44 210V213H43V216H44V219H43V216H42V214H41V212L42 211H40V212H38V213H40V215L42 216V219H41V216H38L39 214L36 212V215L38 216V217H36V215H35V217H34V215H32V211H34L35 209H34V206L36 207V210H37V206H36V203H34L35 202V197H34V202L32 201V203H34V205L32 206V208L34 209H29V210H31V212L30 211H28V213H26V218L25 217H23L22 215H24L25 213H24V211H25V208H27L26 210H28V208H29V206H28V203H26V202H20L19 201V199L21 198V196H22V194H23V199L24 198H27V197H30V194H33L32 192H31V190H30V188L32 189V191L34 192H37V191H40V190H37V188H35L34 187V183H30V182H26L25 180V182L26 183H29V184H27V185H29V186H31V184H32V186L29 188V191L27 190L28 189V186L26 185V183H24L22 180H21V183L23 184V186H21V187H25V189L26 190H21L20 188V190H21V195H20V193H19V195H20V198H19V195H17V193H15L14 192V189L13 190H11V193L13 194V193H15V194H13V195H17V197H18V200H17V207H18V202H20V203H22L23 204V206H24V204L26 203L27 204V206H26V204H25V208H23V206H22V210L23 211H20L21 210V206L20 207H18V209H20V210H16V209H14L13 207V204L14 203H12V202H10L9 200L8 201H4V200H6L7 198H13L11 195V197H6V196H4V200L3 199H1L0 200V207H4V206H8V209H9V205L10 204H12V206H10V209H9V211H7L6 213L4 212V214L0 217V228H2V229H4L3 231H2V233H1V235H2V240H3V244H2V246H1V253H3L2 252V250H10V249H13L14 248V246H12V248H11V244H13L14 243V238H15V234H14V232H17L16 230H15V222L16 221H18V225L20 226L21 225V222H22V229H20L19 228V226H18V228L20 229V233L22 234V233H24V231L27 229V226H28V220H30V224H29V226L31 225V219L30 218H34V219H37V218H39L37 221H40V219L43 221V222H45V223H43L42 221H40L42 224H40L39 222H37L36 220H35V224L36 223H39L40 224V226L42 225V228H43V230H44V226H46V228H45V232H42V233H44V234H46V240H44V238H45V236H44V238H43V234H41V230H42V228L38 225L37 227H38V229H36L37 227H36V225L35 224H32V225H35V226H33L34 227V229H36V230H39V229H41V230H39L38 231V233H40L39 234V237H38V233H37V231H36V233L37 234H34L33 236L34 237H38L36 240H44V241H46L45 242V246L48 248H45L44 246H43V248L41 249V250H43L44 249V251H46L47 252V250H49V254L51 255V259H53V260H56V261H58V262H61V261H66L65 259L66 258H64L65 256L67 257V258H70L69 257V255H71L72 256V254L71 253H73V254H79V252L81 253V255L82 254H84L85 256H86V258L89 256V260L91 259L90 257H94V259L96 258V259H98V260H100L102 257H106V256H108V253L110 254V256L111 255H114L113 257H116V254H115V251H114V248H115V250H117L116 248H118V251H120V258H119V256L117 257L118 258V260L119 259H124L125 260V264H133V262L134 261H132V260H135V259H133V258H131L130 256L131 255H129V258H128V254L130 253H128L127 254V252L130 250V251H134V249L132 248V246H131V243H132V241H131V238L130 237H128L127 235L129 234V233H127V231H123L122 229H120V230H122V231H118L117 229L113 232V233H115L116 231V233L114 234L115 236H114V238H115V241H114V239H113V241L115 242V244H113V241H111V237H109L110 238V240H107V241H110L111 243H107V242H105L104 240H105V238H106V236H107V239H109L108 238V235H106V233H108L107 231H106V233H104L103 232V234L101 233L102 232V230H101V227H97L98 229H99V232H100V234H96V233H98V229L96 230L97 232L94 234V235H92V231H91V233H90V231H87V230H85V231H87L88 233H90V235H91V237L89 236V234L88 235H86V232L83 230V232H85V234H82L83 236H82V238L79 236V234H81L82 233V230H80L79 231V222H81L82 221V223H84L83 221H84V216H88L89 215V217H90V215H91V217L92 216H95L96 214H99L101 211L99 210V203H100V199H101V195H104L107 191H108V193L109 194H111L110 193V189H109V187L108 186H110V185H114V184H112L111 182L113 181H111V182H109L108 181V178L109 177H106V181H103V183H101V180H99V178L97 177V170L102 166V162H104L102 159L104 158V159H106V160H109V159H112V158H114L113 160L115 161V162H118L120 159H122V153L121 152H123L124 153V150L122 149V151L120 152V150H121V147L122 146H124L125 144H127L128 143V140L130 139V138H132V133L133 132H135V131H137L139 128V122H140V114L142 113V112H139V110H141V109H139L140 107L139 106H141V103H142V100H143V97L144 96H142L141 95V93L143 92V85H141V83H139V81H137V76H136V74H135V71L132 69ZM1 69V68H0ZM15 69V68H14ZM14 69H12L13 71H16V70H14ZM88 69V70H89ZM19 70V69H18ZM21 70H23V68L22 69H20V72H21ZM81 70V69H80ZM102 70V69H101ZM100 70V71H101ZM108 70V69H107ZM107 70L106 71H103V72H107ZM112 69H110V71H111ZM8 71H11V69H9ZM25 71V73H27ZM7 72V70L6 71H4V73H1V75L2 76H7L5 73ZM50 72V73H49ZM98 72H95V73H98ZM10 73H12V72H10ZM9 73V74H10ZM19 73V71L16 73V74H18ZM54 73V72H53ZM80 73H82V71H80ZM84 73V72H83ZM83 73L81 74V75H83ZM86 73H88V72H86ZM94 73V72H93ZM99 73H101V72H99ZM3 74H5V75H3ZM8 74V73H7ZM14 76H16L17 77V75H15L14 73H12ZM11 74V77L13 76ZM20 74H22V73H20ZM28 74V73H27ZM30 74H32V72H30ZM85 74V73H84ZM89 74H92L91 73V71L89 70ZM102 74L103 73H101L100 75H98V74H96L95 76H102ZM108 74V72L104 75V76H106ZM39 75V76H40ZM110 75V74H109ZM108 75V76H109ZM8 76H10V75H8ZM47 76H49V75H47ZM71 77V81H70V77ZM85 76H88V74L86 75H83L82 77H85ZM90 77H91V79L92 78H95V77H92L91 75H89ZM88 76V77H89ZM28 77V76H27ZM87 77V78H88ZM89 77V78H90ZM164 77H167V73L166 72H164L163 73V78ZM3 78V77H2ZM8 78V77H7ZM26 78V77H25ZM65 78H67L68 80H66ZM88 78V79H89ZM101 78H103V77H101ZM100 78V81L102 82L104 79H101ZM109 78V77H108ZM18 79V78H17ZM60 79V80H61ZM84 79V78H83ZM86 79V78H85ZM105 79H107V77H105ZM111 79V78H110ZM4 80L6 81V79L4 78ZM19 80V79H18ZM18 80H16V81H18ZM62 80V81H63ZM98 80V79H97ZM108 80V82H110L111 83V81H109V79H107ZM107 80H104L105 82H107ZM5 81H1V82H5ZM93 81V80H92ZM99 81V80H98ZM103 81V83H105ZM0 82V85L2 84ZM6 82H9L8 81V79H7V81ZM11 82V81H10ZM10 82L9 83H7V85H10ZM14 82L15 81H13L12 83L14 84ZM95 82V81H94ZM16 83H18V82H16ZM19 83H20V80H19ZM26 84H27V82H25ZM97 83V82H96ZM100 83V82H99ZM4 84H6V83H4ZM3 84V85H4ZM21 84H22V82H21ZM21 84L19 85V86H21ZM23 84H24V82H23ZM30 84V83H29ZM98 85H100V84H97V86ZM231 85H232V83H231ZM2 86V85H1ZM0 86V89L3 87H1ZM17 86V84H15V86L14 87H16ZM19 86H17L19 89H20V87ZM85 86V85H84ZM107 86V85H106ZM108 86H110V85H108ZM9 86H7V88H8ZM11 87V86H10ZM23 87V86H22ZM31 87V86H30ZM87 87V86H86ZM101 87V86H100ZM23 88H27L26 86H24ZM98 88V87H97ZM104 88H107V87H102V89L104 90ZM162 88V87H161ZM5 89V88H4ZM9 90H11L10 88H8ZM7 89V90H8ZM28 89V88H27ZM232 89H233V85H232ZM3 90V89H2ZM8 90V91H9ZM14 90V89H13ZM16 91H17V89H15ZM14 90V91H15ZM26 90V89H25ZM29 90H30V88H29ZM32 91H33V89H31ZM99 90H101L100 88H99ZM102 90V91H103ZM104 90V91H105ZM21 91H23V92H20L21 94L23 93V94H25L26 92H24V90H21ZM72 91H73V88H72ZM77 91H79V89L77 90ZM84 91V90H83ZM82 91V92H83ZM85 91H87L86 89H85ZM90 91H92L91 89H90ZM94 92H95V90H93ZM96 91H98V90H96ZM101 91V92H102ZM103 91V92H104ZM2 92L3 91H1L0 90V94H2ZM6 92V91H5ZM28 92H30V91H27V93ZM34 92V91H33ZM38 92V91H37ZM36 92V93H37ZM80 92V91H79ZM93 92V93H94ZM99 92V91H98ZM98 92H97V94H98ZM100 92V93H101ZM106 92V93H107ZM109 92V93H110ZM32 93V92H31ZM93 93H91L92 95H93ZM116 93V94H115ZM79 93L77 92V94L75 95V96H77ZM81 94V93H80ZM83 94H84V96H86V95H88V94H86V93H84L83 92ZM83 94L81 95L82 97H83ZM96 94V93H95ZM104 94V93H103ZM146 94V93H145ZM153 94V93H152ZM156 94V93H155ZM5 94H3L2 95V98H3V96H4ZM9 95V94H8ZM27 95V94H26ZM91 95V96H92ZM100 95V94H99ZM10 96H11V94H10ZM79 96V95H78ZM90 96V95H89ZM93 96H95V95H93ZM92 96V97H93ZM5 97V96H4ZM6 97H8V98H12L13 96H11V97H9V96H7L6 95ZM81 97V98H82ZM1 98V99H2ZM22 98V97H21ZM54 99V98H53ZM79 99V98H78ZM3 100H6V99H4L3 98ZM25 100V99H24ZM23 99H22V101H21V104L23 103V101H24ZM62 100V99H61ZM2 100H0V102H1ZM7 101V100H6ZM5 101V102H6ZM10 101L11 100H9V104H10ZM8 102V101H7ZM17 102V101H16ZM52 102V101H51ZM62 102V101H61ZM82 102H83V100H82ZM12 103H13V101H12ZM19 103V102H18ZM79 103H80V107H79ZM1 104V103H0ZM6 105V104H5ZM17 105V104H16ZM19 105V104H18ZM52 105V104H51ZM61 105V104H60ZM3 106V105H2ZM10 106V105H9ZM43 106V109H45V108H48V106L47 105H39V106H37L36 107V109H40L41 107ZM1 107V106H0ZM5 107V106H4ZM22 107H23V105H22ZM31 107V106H30ZM56 107V106H55ZM54 107V108H55ZM25 108V107H24ZM23 108V109H24ZM60 108V107H59ZM2 109V108H1ZM0 109V130H2L3 129V132H4V130L8 127V129H9V126H7L8 125V123L10 124V122H11V120H13L15 117H17V115H15V113H17L18 112V110H17V108H16V111L17 112H14V114L13 115H15V117L12 119L11 117H8L9 118V120H10V122L7 120L8 118L6 117V116H8V115H10V114H12V113H8V115H6V116H4V115H2L1 114V110ZM6 109V108H5ZM35 108H33V110H34ZM53 109V108H52ZM79 109H81L80 111H79ZM7 111L9 110V112H12V111H10V109L9 108H7L6 109ZM13 110V109H12ZM68 110H69V112H68ZM3 111H4V108H3ZM36 111V110H35ZM20 113V112H19ZM4 114V113H3ZM6 114V113H5ZM18 114V113H17ZM29 114V113H28ZM5 117V118H4ZM28 117V116H27ZM36 119V118H35ZM48 121V120H47ZM13 122V121H12ZM16 122V121H15ZM14 122V123H15ZM29 122H31V121H29ZM24 123V122H23ZM28 123V122H27ZM40 123V122H39ZM44 123V122H43ZM57 123V122H56ZM59 123H60V120H59ZM49 124V123H48ZM144 124V123H143ZM20 125V124H19ZM11 126V125H10ZM13 126V125H12ZM15 126V125H14ZM60 127V126H59ZM58 127V128H59ZM143 127V126H142ZM41 128V127H40ZM39 128V129H40ZM43 128V127H42ZM7 129V130H8ZM28 129V128H27ZM7 130L5 131V132H7ZM10 130V129H9ZM9 130H8V132L7 133H11V132H9ZM35 130V129H34ZM40 130H42V129H40ZM48 130V129H47ZM46 130V131H47ZM53 130V129H52ZM60 130V131H61ZM15 131V130H14ZM45 131V130H44ZM3 132H1V133H3ZM4 132V133H5ZM16 132V131H15ZM15 132H13V134H14V137H15V139H16V135H15ZM26 132H28V131H26ZM37 132V131H36ZM41 132V131H40ZM43 132V131H42ZM35 133V132H34ZM51 133V132H50ZM28 134V133H27ZM37 134V133H36ZM11 135V134H10ZM24 135H25V133H24ZM30 135V134H29ZM28 135V136H29ZM43 135H44V133H43ZM0 136H2V135H0ZM7 136H9V135H6V137ZM12 136L13 135H11V136H9L8 138H11V139H14V137L12 138ZM39 136V135H38ZM50 136V135H49ZM3 137H4V134H3ZM48 137V136H47ZM7 138V139H8ZM26 138H27V136H26ZM25 138V139H26ZM38 138V137H37ZM43 138H44V136H43ZM58 138H59V136H58ZM1 139V138H0ZM6 138H4V139H2V140H5ZM6 139V140H7ZM15 139H14V141H15ZM50 139V138H49ZM1 140V141H2ZM17 140V139H16ZM36 140V139H35ZM34 140V141H35ZM42 140V139H41ZM60 140V139H59ZM117 140H119V143L120 144H118L119 145V147H117L118 148V150H119V152L116 150L117 148H115V141H117ZM8 141H9V145L11 146V142L13 141H11L10 139H8ZM8 141H5L6 143L8 142ZM38 141V140H37ZM36 141V142H37ZM48 141V140H47ZM52 141H53V139H52ZM130 141V140H129ZM4 141L3 142H0V177H3V178H5V182L4 183H6V180L7 181H10V180H8L7 178L9 177V176H11V173H13V174H16L17 175V173H15V172H18V170H17V166L19 167L20 165H19V163H21L22 165H23V167H24V165L25 164H23V160L20 162V160L23 158L22 156H21V158L20 157H17V155H15L14 154V152H15V149L14 148H16L15 146H14V148L12 149V146H11V148L10 149H12V150H14L13 152H12V150H10L9 149V147H8V144H6ZM32 142V141H31ZM42 142H44V141H42ZM57 142V141H56ZM56 142H55V145H56ZM11 143V144H10ZM29 144H30V142H28ZM50 143H51V141H50ZM50 143H48V144H50ZM53 143V142H52ZM58 143H60V142H58ZM57 143V144H58ZM31 144H33V143H31ZM36 144V143H35ZM44 144V143H43ZM42 144V145H43ZM14 145V144H13ZM116 145H117V143H116ZM128 145V144H127ZM132 144H130V146H131ZM23 146V145H22ZM33 146H34V144H33ZM38 146H40V145H38ZM37 146V147H38ZM21 147V146H20ZM35 147H36V145H35ZM34 147V149L36 150V148ZM42 147V146H41ZM44 147H46V149H47V146H46V144H45V146ZM18 148V147H17ZM31 148V147H30ZM51 148H52V150H53V147L51 146ZM55 149H56V147H54ZM19 149V148H18ZM43 149V150H42ZM58 149V148H57ZM131 149V148H130ZM20 150H17L18 151V153H17V151H16V153L17 154H19L20 153ZM31 150H33V147H32V149ZM38 150H39V148H38ZM41 150L42 151H44L45 150V148H41ZM40 150V151H41ZM127 151H128V149H126ZM48 151V150H47ZM135 151V150H134ZM46 152V151H45ZM55 152V151H54ZM53 152V153H54ZM129 152V151H128ZM133 151H132V149H131V153H132ZM21 154V153H20ZM23 154H25V155H23ZM32 154V153H31ZM38 154V153H37ZM47 154V153H46ZM49 154V153H48ZM15 155V156H14ZM39 155V154H38ZM42 155V154H41ZM45 155V154H44ZM93 155H95V157L92 159V156ZM40 156V155H39ZM49 156V155H48ZM13 157H17L15 160H16V164L17 165H15V163L14 162H12L13 160H12V158ZM33 157V156H32ZM38 157V156H37ZM20 158V159H19ZM36 158V157H35ZM14 159V158H13ZM18 159V160H17ZM24 160V161H25ZM41 160V159H40ZM43 160V159H42ZM45 160H46V157H45ZM112 160V161H113ZM19 161V162H18ZM102 161V162H101ZM110 161V160H109ZM8 162V163H7ZM10 162V163H9ZM111 162V161H110ZM39 163V162H38ZM42 163H45L44 161L42 162ZM41 164V163H40ZM29 165V166H30ZM46 165V166H47ZM104 165V164H103ZM38 166L37 167H35V168H38ZM22 167V166H21ZM26 167V166H25ZM34 168V169H35ZM40 168L39 169H37V170H40ZM21 169V168H20ZM19 169V170H20ZM36 169L34 170V172L35 171H37ZM104 171H105V169H104ZM111 171V170H110ZM38 172H37V176H38ZM98 172H100L99 170H98ZM101 172H102V170H101ZM110 173V172H109ZM12 174V176H13V178L15 179V180H13L14 182L16 181V183H17V186H16V189H17V187H19V181H18V179L20 178V177H18V179H17V177H15L16 175H13ZM23 174H22V176H23ZM40 174H39V176H40ZM91 174H92V176H91ZM102 174V173H101ZM105 174V173H104ZM106 174H107V172H106ZM105 176V175H104ZM112 176H113V174H112ZM111 175H110V178H109V180H111L112 177ZM25 177V178H26ZM113 177H115V176H113ZM10 178H12V177H10ZM12 178V179H13ZM21 179V178H20ZM113 179H115V178H113ZM1 181V180H0ZM12 181V182H13ZM18 181V182H17ZM28 181V180H27ZM37 181H39V183H42V184H37ZM3 182V181H2ZM11 182V183H12ZM115 182V181H114ZM3 183V184H4ZM15 183V184H16ZM19 183V184H18ZM48 183H50V185L48 184ZM111 183V184H110ZM1 184V183H0ZM7 184H9V186H12V184H10V183H7ZM14 184V183H13ZM24 184H25V186H24ZM108 184H110V185H108ZM108 185V186H107ZM163 185V184H162ZM1 186V185H0ZM7 186V185H6ZM14 186V185H13ZM14 186V187H15ZM159 186V185H158ZM161 186V185H160ZM8 187V186H7ZM106 187V188H105ZM107 187H108V189L109 190H107ZM112 187V186H111ZM110 187V188H111ZM2 190H4V191H6V187L3 185L2 186ZM11 188V187H10ZM13 188V187H12ZM39 188V187H38ZM105 188V190H107V191H104L105 193H103V194H101L100 192L103 190ZM113 188V187H112ZM111 188V190L113 191V189ZM115 188V187H114ZM159 188H161V187H159ZM158 188V189H159ZM9 189V188H8ZM15 189V190H16ZM18 189V190H19ZM41 189V190H42ZM119 189V188H118ZM117 189V190H118ZM1 190V189H0ZM190 190V189H189ZM4 191H1V192H4ZM13 191V192H12ZM24 191H26V193H28L29 194V192H30V194H29V196H28V194H26ZM28 191V192H27ZM161 191L162 190H160L159 189V192L158 193H161ZM0 192V193H1ZM6 192H9L8 190L6 191ZM16 192H19V191H16ZM41 192V191H40ZM39 192V193H40ZM103 192V191H102ZM5 193V192H4ZM3 193V194H4ZM108 193H106V195H104L103 197H102V199H101V201H103L105 198H107V201H106V199L104 200V201H106L107 203H110L109 202V200L108 199H110L111 198V200H112V202H114V200L113 199H116V198H118V197H114L113 199H112V196L111 195H114V196H116L115 194H111V195H109V198H108ZM6 194V193H5ZM10 194V193H9ZM38 194V193H37ZM99 194H101V195H99ZM1 195V194H0ZM24 195H26L27 197H24ZM36 195V194H35ZM47 195H45V196H47ZM106 196V197H105ZM111 196V197H110ZM159 196H160V194H159ZM2 197V196H1ZM5 197H6V199H5ZM161 197V196H160ZM41 198V199H40ZM45 198V197H44ZM17 199V198H16ZM22 199V200H23ZM28 199V198H27ZM26 199V200H27ZM190 199V198H189ZM30 200V199H29ZM28 200V201H29ZM36 200V201H37ZM16 201V200H15ZM25 201V200H24ZM261 201V200H260ZM118 202H119V200H118ZM250 202V201H249ZM103 203V202H102ZM248 203V202H247ZM104 204H106L105 202H104ZM104 204H102V205H104ZM111 204V203H110ZM123 204V203H122ZM128 204V203H127ZM15 205V204H14ZM107 205V204H106ZM106 205L104 206V207H106ZM109 205V204H108ZM131 205V204H130ZM129 206V205H128ZM133 206V205H132ZM248 206V205H247ZM5 207V208H6ZM15 207H16V205H15ZM189 207V206H188ZM187 207V208H188ZM260 207H262V206H260ZM162 208V207H161ZM2 209V208H1ZM7 209V210H8ZM101 209V208H100ZM111 208H109V206L108 207H106L105 208V211L103 212V213H101V214H103V215H101V217H104V215L105 214H107L108 212H109V210H110ZM40 210V209H39ZM38 210V211H39ZM132 210V209H131ZM160 210V209H159ZM260 210V209H259ZM3 211V210H2ZM111 211V210H110ZM112 211H113V209H112ZM133 211H134V208H133ZM20 212H23V213H20ZM26 212V211H25ZM30 212V213H29ZM2 213V212H1ZM35 213V212H34ZM33 213V214H34ZM245 213H246V211H245ZM247 213H249V212H247ZM264 213V212H263ZM20 214H22V215H20ZM115 214V213H114ZM134 214V213H133ZM32 215V216H31ZM100 215V214H99ZM108 215V214H107ZM259 215V214H258ZM257 215V216H258ZM262 215V214H261ZM20 216H22V218H25L24 220H22V221H20ZM81 216H82V218H83V220H81V221H79V218L81 219ZM110 216V215H109ZM246 216V215H245ZM256 216V215H255ZM260 216V215H259ZM88 217V218H89ZM96 217V216H95ZM108 217V216H107ZM107 217H105V219H107ZM226 217V216H225ZM247 217V216H246ZM245 217V218H246ZM253 217V216H252ZM88 218L87 219H85V221L86 220H88ZM93 218V217H92ZM97 218H100V217H97ZM109 218V217H108ZM227 218V217H226ZM255 218V217H254ZM28 219V220H27ZM33 219V220H34ZM89 220H92V219H89ZM101 220V219H100ZM102 220H103V218H102ZM108 220V219H107ZM23 221H24V223H23ZM94 221V220H93ZM92 221V222H93ZM19 222H20V224H19ZM261 222V221H260ZM33 223V222H32ZM87 223H89V222H87ZM99 223H101L100 221H99ZM99 223H98V225H99ZM190 223V222H189ZM17 224V223H16ZM45 224V225H44ZM84 224H86V222L84 223ZM91 224V223H90ZM90 224H89V227H90ZM131 224V223H130ZM184 224V223H183ZM182 224V225H183ZM193 224V223H192ZM94 225V224H93ZM97 225V221H96V224H95V226ZM104 225V224H103ZM121 225V224H120ZM181 225V226H182ZM261 225V224H260ZM80 226H81V224H80ZM100 226H102V225H100ZM174 226H176V225H173V227ZM184 226H185V224H184ZM257 226V225H256ZM31 227L32 226H30V227H28V228H30V229H28L30 232H31ZM83 227H85V226H83L82 225V227H81V229L83 228ZM108 227V226H107ZM111 228V230H112V228L114 227V226H110ZM183 227V226H182ZM186 227V226H185ZM118 228V227H117ZM180 228V227H179ZM24 229V230H23ZM33 229V230H34ZM89 229V228H88ZM102 229H103V227H102ZM115 229V228H114ZM119 229V228H118ZM131 229V228H130ZM223 229H225V228H223ZM18 230V229H17ZM22 230H23V232H22ZM42 230V231H43ZM89 230H91V229H89ZM187 230V229H186ZM95 231V230H94ZM105 231V230H104ZM113 231V230H112ZM131 231V230H130ZM175 232V230H172V232ZM178 231V230H177ZM175 232V234H174V232H173V237L171 238V241H173L172 242V244H170V246H169V243L168 242H166V243H157V249L159 250H157L156 249V254L158 255V257H157V260H156V262H153L152 264H164V262H165V258H169V259H177L178 260V258H182V257H184V258H186L187 259V263L188 264H192L193 262H194V258H195V256L197 255V254H200L201 256H203L204 258H209V257H224V258H226V256H227V253H229L228 251H230V257H229V259L231 258V259H233V260H235L236 258H237V252H238V246H237V244L236 243H234V244H232V245H226L225 244V242H224V240H222V241H220L222 238H223V235H224V233H225V231H226V229L224 230V232H222V233H220V234H214V236H213V233H210L208 236V238L205 240V241H203V239H202V237L201 238H199V236H198V239L195 241V240H193V239H188V238H185V237H182L181 235H179V232ZM25 232H27V230L25 231ZM80 232V233H79ZM171 232V233H172ZM184 232V231H183ZM206 233H207V230L205 231ZM264 232V231H263ZM19 233V234H20ZM29 233V232H28ZM27 233V235H29ZM185 233H186V231H185ZM195 233V232H194ZM242 233V232H241ZM17 234H18V232H17ZM20 234V235H21ZM109 234H110V232H109ZM25 234H23V237H27V235H25ZM86 235V236H85ZM112 235V234H111ZM111 235H109V236H111ZM150 235V234H149ZM148 235V236H149ZM151 235H153V234H151ZM185 235V234H184ZM189 235V234H188ZM187 235V236H188ZM236 235V234H235ZM246 235V234H245ZM252 235H253V233H252ZM251 235V237H253ZM257 235H259V236H261V234H257ZM256 235V236H257ZM88 236V237H87ZM94 238H93V237ZM131 236H135V235H132L131 234ZM186 236V235H185ZM25 237V238H26ZM85 237H87L86 239H87V242H89V240H91L90 242H93V243H86V241L84 240L85 239ZM113 237V236H112ZM139 237V236H138ZM143 237H146V235L145 236H143ZM167 237V236H166ZM165 237V238H166ZM189 237V236H188ZM234 237H236V236H234ZM243 237H246V236H243ZM18 238V237H17ZM39 238H42V239H39ZM84 238V239H83ZM88 238H93V239H88ZM135 238V237H134ZM152 238V237H151ZM247 238V237H246ZM254 238V237H253ZM16 239V238H15ZM23 239V238H22ZM32 239H33V237H32ZM35 239V238H34ZM150 239V238H149ZM168 238H166V240H167ZM260 239H262V238H260ZM0 240H1V237H0ZM21 240V239H20ZM28 240V242H29V237L26 239V241ZM81 240H83L82 242H81ZM143 240H145V238L143 239ZM152 240V239H151ZM150 240V241H151ZM17 242L19 241V239L18 240H16ZM24 241V240H23ZM35 241V240H34ZM39 241H37L38 243H40L39 245H37V244H35L34 246L37 248V246L39 247V246H41L42 247V243H41V241L39 242ZM135 241H137V240H135ZM139 241V240H138ZM148 241V240H147ZM150 241H149V244L150 245H152L153 244V241L150 243ZM196 243H195V242ZM243 241V240H242ZM252 241V240H251ZM254 241V240H253ZM258 241V240H257ZM27 242V243H28ZM36 242V241H35ZM36 242V243H37ZM84 242H85V244H84ZM145 242V241H144ZM227 242V241H226ZM254 242H256V241H254ZM259 242V241H258ZM26 243V242H25ZM249 243V242H248ZM253 243V242H252ZM261 243V242H260ZM19 244V243H18ZM34 244V243H33ZM47 244V245H46ZM89 244V245H88ZM250 244V243H249ZM255 244V243H254ZM15 245H16V243H15ZM26 245V244H25ZM116 245V246H115ZM142 245V244H141ZM241 245V244H240ZM138 246V245H137ZM145 246H146V244H145ZM144 246V247H145ZM242 246L243 247H245L243 244H242ZM260 246V245H259ZM18 246H16V248H17ZM20 247V246H19ZM134 247V246H133ZM150 247H152V246H150ZM149 247V248H150ZM242 247V248H243ZM253 248H254V246H252ZM16 248H15V250H16ZM29 248V247H28ZM34 248V247H33ZM36 248H34V249H36ZM123 248V249H122ZM141 248V247H140ZM143 248V247H142ZM17 249H19V248H17ZM21 249V248H20ZM33 249V250H34ZM38 249V248H37ZM39 249H40V247H39ZM39 249H38V251H39ZM46 249V250H45ZM126 249H127V252H126ZM138 250H139V248H137ZM136 249V250H137ZM251 249V248H250ZM255 249H257V248H255ZM122 250H123V252H122ZM136 250H135V252H136ZM140 251V250H139ZM145 251V250H144ZM148 251H150L149 249H148ZM240 251V250H239ZM33 252H35V251H33ZM41 252V251H40ZM114 252V253H113ZM140 252H142V250L140 251ZM0 253V254H1ZM36 253V252H35ZM137 253V252H136ZM150 253H152V251L150 252ZM150 253H148V254H150ZM14 254V253H13ZM18 254V253H17ZM38 253H36V255H37ZM69 254V255H68ZM133 254V253H132ZM144 254V253H143ZM142 254V255H143ZM155 254V255H156ZM6 255H9V254H6ZM23 255V254H22ZM35 254H34V256H36ZM80 255V254H79ZM141 255V254H140ZM246 255V254H245ZM255 255V254H254ZM258 255V254H257ZM33 256V255H32ZM45 256V255H44ZM85 256H82V257H85ZM123 258H122V257ZM135 256V255H134ZM136 256H137V254H136ZM135 256V257H136ZM250 256V255H249ZM0 257H2V254H1V256ZM5 257V256H4ZM8 257H11V256H8ZM12 257H13V255H12ZM77 257V256H76ZM78 257H80V256H78ZM77 257V258H78ZM82 257H80V258H82ZM134 257V258H135ZM145 256H143V259H142V263L143 264H147V259H145L144 258ZM147 257V256H146ZM149 257V256H148ZM6 258V257H5ZM72 258H73V256H72ZM80 258H78L77 260H79ZM86 258H82L83 260H87L88 261V259H86ZM100 258V259H99ZM112 258V257H111ZM110 258V259H111ZM239 258V257H238ZM256 258H257V256H256ZM10 259V258H9ZM12 259V258H11ZM74 259H75V257H74ZM93 259V258H92ZM110 259H107V260H109L110 261ZM113 259V258H112ZM115 259V258H114ZM138 259V258H137ZM136 259V260H137ZM145 259V260H144ZM156 259V258H155ZM214 259V258H213ZM239 259H242V258H239ZM244 259V258H243ZM5 260H8V258L7 259H5ZM116 260V259H115ZM124 260H122V261H124ZM148 260H149V258H148ZM170 260V261H171ZM228 260V259H227ZM40 261V260H39ZM42 261V260H41ZM64 261H63V263H64ZM81 260H79V263H77V264H80L81 262H80ZM84 261V262H85ZM112 261V260H111ZM121 261V262H122ZM180 261V260H179ZM241 261V260H240ZM4 262H6V261H4ZM54 262V261H53ZM78 262V261H77ZM83 262V263H84ZM89 262V261H88ZM98 262V261H97ZM100 262V261H99ZM98 262V263H99ZM101 262H104L103 261V259H102V261ZM106 262V261H105ZM104 262V263H105ZM108 262V261H107ZM106 262V263H107ZM113 262V261H112ZM117 262V261H116ZM120 262V261H119ZM149 262H152V261H149ZM228 262V261H227ZM226 262V264H228ZM232 262V261H231ZM244 262V261H243ZM243 262H241V263H243ZM246 262H248V261H246ZM250 262H252V261H250ZM1 263H3V262H1ZM11 263V262H10ZM9 263V264H10ZM14 263V262H13ZM36 263V262H35ZM92 263H93V260H92ZM96 263V262H95ZM103 263V264H104ZM109 263V262H108ZM118 263V262H117ZM138 263V262H137ZM214 263V262H213ZM233 263V262H232ZM235 263V262H234ZM233 263V264H234ZM7 264V263H6ZM15 264H17L16 263V261H15ZM19 264V263H18ZM22 264V263H21ZM28 264V263H27ZM32 264V263H31ZM57 264H59V263H57ZM99 264H102V263H99ZM112 264V263H111ZM120 264V263H119ZM122 264H123V262H122ZM165 264H167L166 262H165Z\"/></svg>",
    "mask_w": 264,
    "mask_h": 264
},
{
    "label": "built area",
    "instance_id": "obj_4",
    "mask_svg": "<svg viewBox=\"0 0 264 264\" xmlns=\"http://www.w3.org/2000/svg\"><path fill=\"white\" fill-rule=\"evenodd\" d=\"M172 1L145 0L148 11L130 16L126 24L110 18V45L150 55L151 62H145L143 68L169 88L171 96L201 81L213 93L232 90V76L219 71L215 62V43L224 30L222 12L184 13L180 20L173 21ZM122 9L128 10L126 3H122ZM164 72L167 77L163 78Z\"/></svg>",
    "mask_w": 264,
    "mask_h": 264
},
{
    "label": "water",
    "instance_id": "obj_5",
    "mask_svg": "<svg viewBox=\"0 0 264 264\" xmlns=\"http://www.w3.org/2000/svg\"><path fill=\"white\" fill-rule=\"evenodd\" d=\"M239 2L251 22L256 24H260L264 22V15H262L261 13L260 15H257L249 8V6L243 0H239Z\"/></svg>",
    "mask_w": 264,
    "mask_h": 264
}]
</instances>
